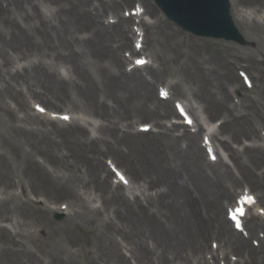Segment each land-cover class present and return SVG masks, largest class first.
<instances>
[{
  "label": "rangeland",
  "instance_id": "obj_1",
  "mask_svg": "<svg viewBox=\"0 0 264 264\" xmlns=\"http://www.w3.org/2000/svg\"><path fill=\"white\" fill-rule=\"evenodd\" d=\"M59 1L42 0L41 8L47 17L52 18L55 15V6ZM145 1L149 4L148 0ZM240 2L246 6L244 9L257 7L258 12L259 9L264 10V0H240ZM247 18L252 22L249 16ZM165 22L171 25V29H166L160 40L163 49L161 67L164 71V78H169L166 70H173V75L175 76L173 80L180 85L183 80H187V83H197V81H189V71L197 74V76L199 75V65L197 69H195V66L207 57V49L192 51L185 46V43L177 47L174 45V40L190 38L201 44L204 43V40L194 38L182 32V30H178L170 22ZM77 25L78 22L72 24L73 27ZM83 29V26L80 27V30ZM74 30H77V28H74ZM171 32L174 35H170ZM16 43L19 44L16 46ZM27 44H29L27 40L25 42L22 39L0 37L1 53L6 52L9 48L15 51L16 48L22 49V51L18 52L10 50L13 53L12 56H9V50L7 51L10 65L15 63L14 69L21 71L23 67H29L34 61L41 62L40 58L36 57L37 50L34 53H30L28 50L24 51ZM205 44L209 49L211 48L209 43ZM148 45L152 46L153 42L150 41ZM236 45L238 47L242 46ZM245 46L251 50L250 53H256L249 42ZM152 49L160 53L156 45ZM146 53L148 54V51ZM43 65L46 66L49 72H60L64 79L70 77L69 70L66 75L62 69L67 66L55 59L44 58ZM244 65L252 66V62L249 60ZM246 71L251 75L254 85L259 84L255 80L256 74L252 70ZM236 74L235 77H237ZM52 83L54 84L53 81ZM186 88L190 89V86L186 85ZM18 89L19 86H16V88L6 87L2 83V79L0 80V105L4 104V108H7L4 112H0V129L8 134V144L5 141L2 142L0 138V142L3 143V145L0 144V264H40V261L45 262V264H62L57 261L59 251L63 258L65 256L68 258L69 264H85L83 254L88 252L89 246L87 243L92 242L94 233L107 225V234L111 236L110 232H113L112 223L120 224L125 220H137L139 219L138 216H141L136 206L130 212H126L123 209L125 206L123 199L124 190L117 187L116 184H111L113 173L108 170L103 161L109 158L118 169L123 170L128 176V179L135 187L128 193L132 201L135 198H140L145 204L152 203L154 195L159 189H149L147 185H150L151 188L161 182L162 170L160 169V163L162 156L159 151L156 153L151 147L154 141L148 135L135 136V129L138 124L150 123V120H154L152 112L156 107L160 111L164 109V106L168 105L164 104V102H159L155 95H150L153 100L148 101L149 95L145 94L142 97H138L139 102H136L134 109L130 107L119 108L117 106L114 108L112 107L113 103L107 101V107L106 109L104 108V111L96 103L89 106L85 103L82 107L87 109L89 114L97 115L100 118H97L101 127L97 128L94 135L96 137L90 135L88 137V133L78 123V126L55 124L42 118L43 124H40L37 119L34 120V123L39 127L41 126V128L34 131L31 129L27 130L26 139L22 140L24 145H20L16 140L20 134L13 131V122L17 116L25 117L24 109L29 110V106L36 102L35 100L37 99L44 101L47 108L49 106L53 108L56 106L70 108L71 102L60 95L59 97L62 98L57 100L59 99L56 97L57 95L53 91L44 90L41 84L36 89L34 81L29 83L28 91H24L23 98L20 93H15ZM35 91H37L36 97H34ZM30 93L33 94V97H31ZM234 96L240 98L242 104H244L245 98L242 92H234ZM261 100L264 101V84L262 86ZM169 106L171 107V105ZM204 116L206 118L205 114ZM166 121L169 120H164L163 123H166ZM16 129L23 130L20 128ZM89 138L99 139L97 145L99 148L98 153L95 154L93 152L94 145L90 143ZM195 155L196 151H194L193 158L189 162L191 166L188 167V173L186 170V175L188 174L186 176V184L189 185L190 189L204 186V183L200 180L199 166L195 160ZM230 167L233 175L239 178L240 173H238L231 160ZM251 168L253 170L256 169L255 167ZM212 169L205 167L207 174L215 179ZM250 173L245 170V175L249 179L251 178ZM230 180L223 179L226 183H229ZM21 183L26 186L28 191L26 196L31 203H27L23 195H18V198H14L13 193L19 192L17 186ZM261 183L262 179L260 178L253 185L262 189L260 187ZM66 187L73 189L74 196L66 195ZM256 192L259 193V191ZM182 193H187V191L176 188L162 199L164 202H173L170 208L163 210L165 215L161 219L168 225L172 224L179 218L180 214L185 212L186 201L181 197ZM30 195L35 198L43 197L47 200L49 199V204L68 202L73 208L72 214L74 211H78L75 220L79 224L68 228L71 240L68 247H60V230L56 229L49 232H47V228L45 232L40 230L44 225L42 222L47 220L46 217L56 224L62 223L64 218L57 220L55 218L56 214L43 206L44 209H41L47 213V215H44L38 209L40 208L39 206H36L38 208L33 207L35 205L30 199ZM215 199L217 200L216 197ZM206 201L211 205L210 194ZM176 205H178V208L175 207ZM180 210L183 212H179ZM213 215L218 218L216 208L213 209ZM216 218H213L212 222L206 225L207 229H211L212 223H218ZM89 221H94L97 224V230L93 228ZM4 225L13 228L14 233L17 235L16 242L10 237L8 230L3 227ZM247 227H251V222L247 224ZM48 236L56 240V247L52 240L47 239ZM116 238L120 239L118 236ZM253 244L255 245V242ZM253 244L252 240H250L249 246L259 252V248H255ZM26 247L32 250V254L25 251ZM69 251L73 252L74 256ZM25 253L29 254L26 255Z\"/></svg>",
  "mask_w": 264,
  "mask_h": 264
},
{
  "label": "bare ground",
  "instance_id": "obj_2",
  "mask_svg": "<svg viewBox=\"0 0 264 264\" xmlns=\"http://www.w3.org/2000/svg\"><path fill=\"white\" fill-rule=\"evenodd\" d=\"M7 1L8 3L5 5L2 3L0 6V27L4 30H10L12 34L16 35V39H22L25 42L27 40L29 44L26 45V48L29 52L34 50L40 52L45 49L57 52L55 54V59L61 60L63 56H65L64 60L69 64L71 71L76 76L77 82H72L71 90L65 91L63 90L66 86L64 80L59 79L58 82H54L53 84L52 81L49 80L48 73L42 70L38 65H35L30 73L27 71L25 72L33 81H39L46 91H53L56 95L65 96L68 100L74 101L72 103L73 106H77L80 102L82 104L86 103L87 106L96 103L101 108L107 107L106 101L102 99L103 87L106 95L117 107H130L138 101L141 92L151 91L150 82H157L159 80V71L157 68H154L153 65L145 67L147 69L146 72L137 69L127 72L125 69L126 58L123 54H119V52L122 51V47H126V44L122 40H119L117 41V45L114 46L115 36L113 35V33L119 32L121 37H124L127 35L126 31L119 29L117 24L104 26L99 23L101 15L107 14V6L109 9L118 12L120 6L123 3H127L129 0H109L110 2L107 4L104 0H95L96 5L93 4L94 1L92 0H65L64 4L67 5V8L64 10L59 9L57 25L46 22L39 11L38 5L34 3V0ZM230 3L233 22L242 35V38L246 42H255V50L264 54V45L260 37L251 32L239 13V1L230 0ZM64 13L67 14L66 18ZM146 13L156 20L153 24H147L143 22V20H140L144 35L147 36L151 32H157L163 36L167 26H162L159 23L157 20V12L152 7L148 6V8H146ZM21 14L24 16V22L19 21ZM79 16L86 17L88 27L95 32L91 37L82 39L81 42H76L71 35V26ZM129 20L131 21L132 17H130ZM244 25H246V28L242 30ZM79 27L80 25L77 26V28ZM52 32H56L55 37L60 43V46H57L58 44L56 45ZM41 33L44 39L48 40L47 45L46 42L36 43L38 35ZM18 44L19 43H16V46ZM58 49L63 52L67 51L68 54L63 55ZM224 49L225 46L221 45L213 50V56L210 57V60L212 63H219L213 64L220 72L225 71L231 76V74H233L231 70V60L234 59L235 63H239L241 58L237 55L233 57L229 54H225ZM105 59H109V61H106L104 64ZM262 62L264 63V60ZM145 68L143 70H145ZM200 74L201 76H195L193 74L189 76L191 81H197V83H194L197 88L191 91V97L197 99L199 103L206 106L207 112H215L223 116L225 119L223 124L228 123L237 130L230 132V141L238 143L241 137L256 138L257 126L264 128V106L256 103L252 98H249L246 104L251 108L250 113L237 115L236 112L238 107L230 105L232 102L231 100L229 102L227 101L229 89L224 88V85L220 82L213 84V81L208 79V76L218 75V72L212 68H208L201 69ZM220 75L223 76L222 73H220ZM221 76H217V78L219 79ZM14 78L17 80L16 75ZM231 79L234 80V76L231 77ZM228 80L230 84H237L240 86L237 79L235 82H232L230 79ZM25 83H27V81H25ZM171 88L176 90V96L185 98L186 94L180 91L176 85H171ZM218 91L222 94V97L219 95ZM224 98L226 100H224ZM249 102L250 104H248ZM246 104L244 107L248 108ZM164 137H167L171 143V160H166V162H171L172 164L171 167L174 174H176L174 176V181H176L177 178L183 180V172L185 169H188V155L181 147H177V139L170 135H164ZM192 140L195 141V137H193ZM163 141L166 143L164 138ZM219 145L231 154V145L227 140L219 142ZM157 146L161 155V150L165 148V144L158 143ZM245 150L246 148L244 151ZM249 151L252 165L264 160V150L254 149ZM232 159L237 165L243 164L240 162L239 158L232 157ZM244 170L250 171L251 168L245 166ZM262 174L264 175V170ZM246 178L251 181L248 177ZM203 181L209 183L206 176ZM208 193L213 196L216 195L211 191H207V187L198 186L195 195L196 199H191L190 203V193H182L181 197L185 199L186 205H188L184 206V208L187 209L170 227H167L163 221L155 219V214L147 213V219L145 221L142 216L141 220L137 222L130 221L127 224V228L128 234L131 235L128 236L125 233H121L120 236L127 245H129L131 240L135 241L134 246L136 253L132 252L133 258L139 262V264H179L181 260L189 258L190 252L199 250L201 245L199 244L198 237L207 239L209 235L219 229V227H217L214 231L208 232L203 226V209L200 206V201L206 202ZM230 199H232V197ZM172 205L173 202L169 203L168 207L170 208ZM175 207L178 208V205ZM207 207L208 206L204 205L205 212L207 211ZM218 208L223 212L224 209L219 203ZM179 212L183 211L180 210ZM70 224L74 223L67 222L63 227ZM141 228H146V231L140 235H136ZM235 230L236 229L231 230L229 228V221L227 219L221 220V237L226 238L230 251L228 253H217L213 256V263H217V261L220 260L224 262L223 264H230L228 254L237 255L240 253L239 243L246 242L243 240L244 238H242V232H237ZM194 236H197V242L195 244L192 242ZM106 241L104 239L95 241L91 257L92 264H131L129 259L122 256L121 250L116 254L111 253V251H117V249H119L115 247L114 244L120 245L114 237L106 236ZM260 256V259H257L254 255H251L250 264H264V255ZM198 262L207 264L205 259H200ZM234 264L239 263L235 261Z\"/></svg>",
  "mask_w": 264,
  "mask_h": 264
},
{
  "label": "water",
  "instance_id": "obj_3",
  "mask_svg": "<svg viewBox=\"0 0 264 264\" xmlns=\"http://www.w3.org/2000/svg\"><path fill=\"white\" fill-rule=\"evenodd\" d=\"M166 1L171 5L174 19L182 23L186 28L201 31L209 26L219 25L221 22L227 20V3L225 0H185L186 3L191 1L193 4L190 12L192 24L180 20H184V13L180 11L177 5L178 0Z\"/></svg>",
  "mask_w": 264,
  "mask_h": 264
},
{
  "label": "snow or ice",
  "instance_id": "obj_4",
  "mask_svg": "<svg viewBox=\"0 0 264 264\" xmlns=\"http://www.w3.org/2000/svg\"><path fill=\"white\" fill-rule=\"evenodd\" d=\"M41 111H43L42 109H41ZM64 119H68L67 117H65Z\"/></svg>",
  "mask_w": 264,
  "mask_h": 264
}]
</instances>
